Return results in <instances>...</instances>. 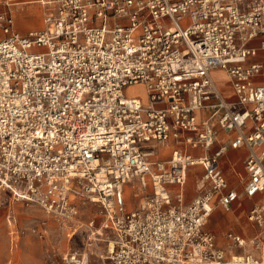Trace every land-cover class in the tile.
<instances>
[{
    "label": "built area",
    "instance_id": "2783aa9c",
    "mask_svg": "<svg viewBox=\"0 0 264 264\" xmlns=\"http://www.w3.org/2000/svg\"><path fill=\"white\" fill-rule=\"evenodd\" d=\"M36 2L44 25L26 34L15 28L14 4H0V189L85 232L84 249L63 264H264V84L256 82L264 64L249 62L264 50V3ZM217 70L235 101L222 95ZM135 85L146 101L126 94ZM221 130L232 138L210 154ZM242 147L248 178L239 192L220 159ZM195 166L205 170L202 192L186 204ZM135 181L152 192L127 211L124 186ZM258 195L247 214L257 234L229 232L220 246L205 229L214 211ZM81 202L97 205L102 221L84 224Z\"/></svg>",
    "mask_w": 264,
    "mask_h": 264
},
{
    "label": "rangeland",
    "instance_id": "374dc122",
    "mask_svg": "<svg viewBox=\"0 0 264 264\" xmlns=\"http://www.w3.org/2000/svg\"><path fill=\"white\" fill-rule=\"evenodd\" d=\"M2 3L3 1L0 2ZM17 20L21 28L32 29L41 25V14L38 8L31 7L22 10ZM126 94L144 101L147 98L146 91L141 85L128 88ZM197 170L201 177L202 168ZM197 181L195 178L188 181L187 187L192 195L198 194ZM151 192L150 184L145 192L140 188L138 181L127 183L124 186L125 209L133 211L141 208L144 198ZM80 209L81 221L84 224L91 220L102 221L97 205L81 202ZM219 217L224 218L222 215ZM233 220L228 225L224 222L217 224L214 217L212 220L209 219L206 225V229L215 234L219 244L225 248L229 245L227 233L230 228L250 223L247 214L240 210L236 211ZM221 238L224 242H221ZM85 242L86 236L82 229H76L70 224L64 226L56 218L48 216L36 204L17 200L12 192L0 189V264H63V257L69 252L83 250ZM93 258L95 261L98 260L96 257Z\"/></svg>",
    "mask_w": 264,
    "mask_h": 264
},
{
    "label": "crops",
    "instance_id": "0c3cea01",
    "mask_svg": "<svg viewBox=\"0 0 264 264\" xmlns=\"http://www.w3.org/2000/svg\"><path fill=\"white\" fill-rule=\"evenodd\" d=\"M2 1L3 2L10 1L14 4L15 28L18 32H20L22 34H26L29 31L39 30V29L43 28V25H44L43 10H42V7L40 6V4H38L36 2V0H0V2H2ZM252 3H253L252 4L253 6H257V5L263 4L264 0H253ZM31 7L38 8V10L41 14V25L39 27H35L32 29L21 28L18 25L17 16L22 12V10H27L28 8H31ZM262 39L263 38H259L255 41H253L251 43V46L252 47H259ZM249 62L264 64V50H259L258 55L250 58ZM212 75H213V78L215 79L222 95L227 100L235 101L236 100V94L234 93L225 72H223L221 70H217V71L213 72ZM217 77L219 80L217 79ZM224 80H226V82ZM256 82L264 84V77H259L256 80ZM204 114H205L204 112L200 113L199 117H202ZM231 138H232V134L221 130L219 132V141L216 142V144L212 147V149L210 150V154L214 153L222 145L227 144ZM172 148L173 147L170 146L168 148L162 149L160 156H159L160 159H168L170 157ZM190 153L196 157L201 156L203 154L202 150H190ZM248 154H249L248 150L244 147L239 148V149L228 148L227 151L225 152V154L220 159V165H221V168H222V170H223V172L227 178L229 186L232 189H235L239 192H241L243 190L244 184L248 178L246 170H245V160L248 157ZM197 168H202V170H203V175L201 177H199L200 173L197 170ZM204 174H205V170L202 166H195V167H191L190 169L188 168L186 184H185L186 204L192 203L196 199V197H198L200 195V193L202 192L200 190V185H201L200 183H201V179L204 176ZM194 178L198 180L197 182L199 184V186L197 187V190H198L197 195H192L191 191L187 187L188 181L190 179H194ZM260 199H261V195H258L253 199L244 200L241 205L239 203H234L232 205L231 210H226L222 207H218L214 211L212 216L210 217V220H212V218L215 217L217 224H220V222H224L226 225H228L230 222L234 221L233 217H234V214L236 213V211L240 210L242 213L248 214V211L257 202H259ZM220 215H222L224 218L220 219V217H219ZM228 216H230V217H228ZM230 218H232V219L230 220ZM250 223L249 224L247 223L245 225H241V227L240 226H237V227L233 226L232 228H230L229 232L239 234L242 237L247 238V239L251 238L257 234L258 230L253 223H251V224ZM205 229H206V227H205ZM207 231H209V230H207ZM221 242H224L223 238H221ZM227 242L229 243L228 238H227ZM218 244H219V242H218ZM219 245L224 247L221 244H219ZM236 251L241 252V250H236ZM95 262H99V260L95 261V259H93L91 264H94ZM99 264H101V263L99 262Z\"/></svg>",
    "mask_w": 264,
    "mask_h": 264
},
{
    "label": "bare ground",
    "instance_id": "6f19581e",
    "mask_svg": "<svg viewBox=\"0 0 264 264\" xmlns=\"http://www.w3.org/2000/svg\"><path fill=\"white\" fill-rule=\"evenodd\" d=\"M217 79H218V77H217ZM218 80H219V79H218ZM224 81L226 82V80H224ZM220 82H221V81H220ZM222 82H223V81H222ZM225 82H224V83H225ZM130 88H131V87H130ZM189 169H190V168H189ZM144 199H145V198H144Z\"/></svg>",
    "mask_w": 264,
    "mask_h": 264
}]
</instances>
